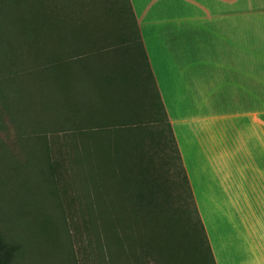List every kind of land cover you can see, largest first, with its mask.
Segmentation results:
<instances>
[{
    "label": "trees",
    "instance_id": "obj_1",
    "mask_svg": "<svg viewBox=\"0 0 264 264\" xmlns=\"http://www.w3.org/2000/svg\"><path fill=\"white\" fill-rule=\"evenodd\" d=\"M97 1L31 2L32 21H44L43 29L55 34V54L43 61L41 69L55 71V132L68 134L63 137L71 141L68 152L71 173L88 189L90 243L97 246L100 264H213L193 202L198 229L193 230L186 223L180 237L171 230L172 216L161 210L157 197L166 192L160 190L163 187L152 176L149 159L141 151L145 140L155 149L164 150L167 143L171 144L192 201L127 0L122 5L115 0L106 7L100 4L93 14V7L99 5ZM85 10L91 13L89 20ZM119 14L128 17L130 14L132 21L130 17L129 21H107L118 28L120 35L115 33L111 42L110 27L102 25L99 18L106 20ZM114 42L123 48L114 49L111 46ZM137 53L146 66L149 88L136 83ZM145 120L146 124L154 125V133L147 130L142 122ZM60 162L55 159V207L59 206L60 198L56 187ZM51 173V165L47 164L44 173L47 182L53 180ZM170 184L173 189L174 183ZM104 186L114 196L108 191L107 199ZM57 213L60 217L57 221L64 229L62 211L59 209ZM185 214L184 211L182 216ZM182 219L186 221L187 217ZM183 238L187 244L182 242ZM16 249L0 234V264H12Z\"/></svg>",
    "mask_w": 264,
    "mask_h": 264
},
{
    "label": "crops",
    "instance_id": "obj_2",
    "mask_svg": "<svg viewBox=\"0 0 264 264\" xmlns=\"http://www.w3.org/2000/svg\"><path fill=\"white\" fill-rule=\"evenodd\" d=\"M127 3L213 264H264V0Z\"/></svg>",
    "mask_w": 264,
    "mask_h": 264
},
{
    "label": "rangeland",
    "instance_id": "obj_3",
    "mask_svg": "<svg viewBox=\"0 0 264 264\" xmlns=\"http://www.w3.org/2000/svg\"><path fill=\"white\" fill-rule=\"evenodd\" d=\"M79 1L86 3L88 0ZM103 1H97L99 5L93 7V14L97 13L100 4L106 7L114 0H107V4ZM115 1L120 5L123 3V0ZM31 2L0 0V234L17 247L12 264H100L97 246L90 243L86 211L88 189L71 173L68 159L71 141L63 137L68 134L55 132V71L41 69L43 61L55 54V34L43 29L44 21H32L34 8ZM85 13L89 20L91 13L87 10ZM120 14L106 20L99 18V21L102 25L106 23L105 27L107 21H129L130 14L129 17ZM243 17L239 14L237 21H243ZM111 24L108 25L111 30L109 40L115 33L120 36L118 28ZM119 44L114 42L111 46L123 48ZM134 62L136 83L149 88L151 83L139 53ZM142 122L154 133V125L146 124V120ZM149 142L144 141L141 151L149 159L152 176L163 187L160 190L166 192L157 195L161 210L171 214V230L180 237L186 230V223L191 224L193 230L198 229L192 210L193 200L187 196L172 145L167 143L164 150L161 147L155 149L148 146ZM55 159L61 161L56 183L60 196L57 207ZM47 164L51 165L53 178L49 182L44 179ZM105 186L107 198L109 190ZM59 209L65 219L64 229L57 221ZM184 211L186 221L182 219ZM182 242L188 243L186 238Z\"/></svg>",
    "mask_w": 264,
    "mask_h": 264
}]
</instances>
